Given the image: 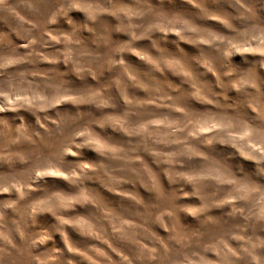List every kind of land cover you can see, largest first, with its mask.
I'll return each instance as SVG.
<instances>
[{"label":"rangeland","instance_id":"1","mask_svg":"<svg viewBox=\"0 0 264 264\" xmlns=\"http://www.w3.org/2000/svg\"><path fill=\"white\" fill-rule=\"evenodd\" d=\"M0 264H264V0H0Z\"/></svg>","mask_w":264,"mask_h":264}]
</instances>
